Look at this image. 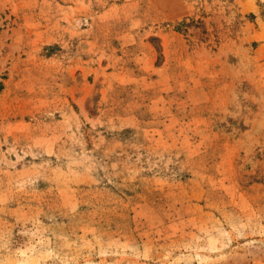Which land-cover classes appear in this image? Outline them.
<instances>
[{
    "label": "rangeland",
    "instance_id": "374dc122",
    "mask_svg": "<svg viewBox=\"0 0 264 264\" xmlns=\"http://www.w3.org/2000/svg\"><path fill=\"white\" fill-rule=\"evenodd\" d=\"M0 264H264V0H0Z\"/></svg>",
    "mask_w": 264,
    "mask_h": 264
}]
</instances>
